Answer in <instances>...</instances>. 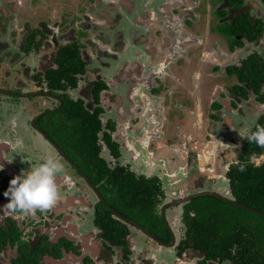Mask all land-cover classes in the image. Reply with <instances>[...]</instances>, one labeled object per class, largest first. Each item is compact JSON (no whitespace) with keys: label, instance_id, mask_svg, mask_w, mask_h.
Masks as SVG:
<instances>
[{"label":"flooded vegetation","instance_id":"flooded-vegetation-1","mask_svg":"<svg viewBox=\"0 0 264 264\" xmlns=\"http://www.w3.org/2000/svg\"><path fill=\"white\" fill-rule=\"evenodd\" d=\"M59 68L51 89L46 72ZM0 70L20 78L17 92L0 88V207L42 156L63 167L52 207L0 210V264L33 249L36 264H242L206 251L190 204L264 217L232 187L241 166L264 167V148L244 138L264 126V0H0ZM65 101L98 121L96 155L54 140ZM153 184V210L140 214L127 198Z\"/></svg>","mask_w":264,"mask_h":264},{"label":"trees","instance_id":"trees-1","mask_svg":"<svg viewBox=\"0 0 264 264\" xmlns=\"http://www.w3.org/2000/svg\"><path fill=\"white\" fill-rule=\"evenodd\" d=\"M62 67V66H61ZM61 68L58 70H48L46 72V79L49 80V87H61L62 83L59 77ZM88 122L89 124H86ZM87 126L90 128L88 129ZM98 121L90 120L87 112L82 108L81 105H73L68 101H65L61 110L54 113V140L58 138L60 144L66 143V146L77 140L79 144V150L87 147L88 152L93 151L92 155L97 152V148L94 147V139L96 138V130ZM72 126L68 130L67 127ZM84 145V147H83ZM245 175H241V170L234 178H232V187L235 194L238 196L237 199L249 207L258 209L264 212V167L253 168L251 166H245ZM248 178V179H247ZM120 184L124 189L128 185L130 179H121ZM130 187V186H128ZM155 185L145 188V190L136 191L127 199H132L131 202L135 203L137 211L141 214L142 212L153 210V192H155ZM125 191V190H124ZM246 191H248L246 193ZM241 193L242 196L239 195ZM193 207L199 218V223L192 230L198 236V241H206V251L208 253H219L221 255L227 254L233 258L237 257L236 260L243 264V261H249L246 264H264V226L261 224H255L251 227L246 226V221L241 218H236L233 221L232 212L229 204L224 205V208L217 209L212 206L211 203L203 201L201 203L192 202L190 204ZM239 209V208H237ZM249 215H254L249 211H245ZM259 217V216H258ZM260 218H262L260 216ZM214 219V221H211ZM264 220V217L262 218ZM100 227L104 230L105 237L109 238L112 244L123 246L124 240L121 239L123 233L120 232L117 226L103 218L99 221ZM250 234L255 236L254 239L249 242L246 240L245 235ZM13 240L14 237H11ZM235 248V251L232 248ZM233 251V252H232ZM35 249L32 250L31 254L23 253V257L18 261V264H36ZM17 262V261H16ZM245 264V263H244Z\"/></svg>","mask_w":264,"mask_h":264},{"label":"clouds","instance_id":"clouds-1","mask_svg":"<svg viewBox=\"0 0 264 264\" xmlns=\"http://www.w3.org/2000/svg\"><path fill=\"white\" fill-rule=\"evenodd\" d=\"M244 138L249 143L264 148V126L257 125L254 130H246ZM240 170H244L243 166ZM62 171L63 167L56 158L52 155L42 156L40 162L30 170L10 180L7 190L3 193L8 202L0 207V210L6 206L10 213L19 211L32 215L36 210L52 207L58 198L56 181L59 178L58 173Z\"/></svg>","mask_w":264,"mask_h":264},{"label":"rangeland","instance_id":"rangeland-1","mask_svg":"<svg viewBox=\"0 0 264 264\" xmlns=\"http://www.w3.org/2000/svg\"><path fill=\"white\" fill-rule=\"evenodd\" d=\"M14 69V68H13ZM20 70L21 71H23V73H24V75L26 76V78L27 79H29V76L31 75L30 74V72H28V70H27V68H20ZM19 70V71H20ZM3 71V70H2ZM2 71L0 70V74H2ZM33 72L35 71V70H32ZM8 73V72H7ZM30 74V75H29ZM10 78L11 79H8L7 81H10V83L9 82H6L5 80H1V79H6V76H2V77H0V88H4V89H7V90H10V91H13V92H17L18 91V89H16V83H14V81L15 80H17L18 81V79H20V78H18L17 77V74H16V72H12L11 74H10ZM31 85H32V83H30ZM18 85H19V83H18ZM31 85H28V87H31ZM0 96L2 97V96H6L7 97V95H4L3 93H1L0 94ZM9 99H11V100H14V101H25V100H28V99H18L17 97H8ZM50 102H52V101H50ZM9 103V102H8ZM31 114H33V112H31ZM33 130V129H32ZM205 187H209V188H211V183H209V184H206L205 185ZM215 187H216V189H219V191H221L222 193H224V191H225V189H226V187H227V183L226 182H224L223 180H218L217 182H216V185H215ZM199 201H201V200H199ZM241 212V211H240ZM242 213V212H241ZM243 215H244V217L246 218V220H247V222H246V226H249V227H251L252 225H253V222H256V223H258V224H261V225H263L264 226V220L262 219V218H260V217H258V216H252V215H249V214H247L246 212L244 213L243 212ZM91 219H88V221H90ZM89 226H87V227H89V228H87V229H89V231H90V229H91V224H88ZM168 258H170V257H168Z\"/></svg>","mask_w":264,"mask_h":264},{"label":"water","instance_id":"water-1","mask_svg":"<svg viewBox=\"0 0 264 264\" xmlns=\"http://www.w3.org/2000/svg\"><path fill=\"white\" fill-rule=\"evenodd\" d=\"M0 91H2L1 89H0ZM2 92H5V93H7V92H10V91H2ZM13 94H15V93H13ZM19 95H22V94H19ZM57 149H58V147H57ZM59 150V149H58ZM201 194H212L213 195V193H210V192H204V193H201ZM225 201H227V202H229V203H232V204H237V202L236 201H234V200H232V199H225ZM252 211H254V212H257V211H255V210H252ZM257 213H259V212H257ZM262 215H264V214H262Z\"/></svg>","mask_w":264,"mask_h":264},{"label":"crops","instance_id":"crops-1","mask_svg":"<svg viewBox=\"0 0 264 264\" xmlns=\"http://www.w3.org/2000/svg\"><path fill=\"white\" fill-rule=\"evenodd\" d=\"M97 246H98V247H99V249H100V247H101V246H100V245H97ZM86 247H87V249H88V246H87V245H86ZM96 249H98V248H96Z\"/></svg>","mask_w":264,"mask_h":264}]
</instances>
